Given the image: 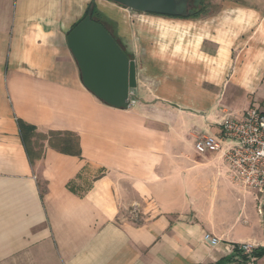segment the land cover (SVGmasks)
Returning <instances> with one entry per match:
<instances>
[{"label": "crops", "instance_id": "0c3cea01", "mask_svg": "<svg viewBox=\"0 0 264 264\" xmlns=\"http://www.w3.org/2000/svg\"><path fill=\"white\" fill-rule=\"evenodd\" d=\"M92 1L136 65L125 109L83 86L67 48ZM201 1L205 13L179 19L107 0H0V264H218L264 247V207L194 149L225 116L264 111V0ZM18 120L75 134L80 157L44 141L32 166Z\"/></svg>", "mask_w": 264, "mask_h": 264}, {"label": "water", "instance_id": "95a60500", "mask_svg": "<svg viewBox=\"0 0 264 264\" xmlns=\"http://www.w3.org/2000/svg\"><path fill=\"white\" fill-rule=\"evenodd\" d=\"M135 13L179 17L188 14L190 0H108ZM67 48L79 69L83 86L105 105L125 109L135 103L137 70L91 12L67 34Z\"/></svg>", "mask_w": 264, "mask_h": 264}, {"label": "built area", "instance_id": "2783aa9c", "mask_svg": "<svg viewBox=\"0 0 264 264\" xmlns=\"http://www.w3.org/2000/svg\"><path fill=\"white\" fill-rule=\"evenodd\" d=\"M198 155L215 153L227 166L230 180L242 190L252 192L258 210L264 207V111L249 108L240 120L225 116L217 135H202L195 139ZM263 205V206H261ZM204 240L216 246L219 240L205 235ZM237 250L249 254L253 247L240 244Z\"/></svg>", "mask_w": 264, "mask_h": 264}, {"label": "trees", "instance_id": "16d2710c", "mask_svg": "<svg viewBox=\"0 0 264 264\" xmlns=\"http://www.w3.org/2000/svg\"><path fill=\"white\" fill-rule=\"evenodd\" d=\"M191 2H193V0H190V5H191ZM196 2H198L199 7L201 6L200 9H195V7L191 8L190 6V9L187 15L173 17V18H179V19L197 18L203 13H205L206 9H205L204 3L201 0H196ZM89 11L91 12L92 20L101 24L105 28V30H107V32L115 39V37L109 32L104 21L100 20V19L104 20L105 18L98 11L94 1H92L88 5L83 18L87 15ZM79 22H77L73 27H75ZM115 41L117 42L116 39ZM17 126H18V131H19V137L21 139V142L24 147L27 158L29 160V163L32 166L34 165V162L41 159L43 155L44 145L42 142L44 141H47L48 146L56 150L59 153L80 157L79 140L75 134L68 133V132H65V133L51 132V133H48L47 135L39 134L36 131L35 127L28 125L20 120L17 121ZM263 256H264V247H260L257 249H253L249 254L235 252L233 256L223 259L218 264H250L251 261L260 259Z\"/></svg>", "mask_w": 264, "mask_h": 264}, {"label": "rangeland", "instance_id": "374dc122", "mask_svg": "<svg viewBox=\"0 0 264 264\" xmlns=\"http://www.w3.org/2000/svg\"><path fill=\"white\" fill-rule=\"evenodd\" d=\"M108 1V0H107ZM108 2H110V1H108ZM112 4H114V3H112ZM115 6H119V5H116L115 4ZM205 6V5H204ZM120 8H124V7H122V6H119ZM192 7H195V9H200L201 8V6L199 7L198 6V2H196V0H193V2H191V8ZM205 9H207L206 8V6H205ZM102 15V14H101ZM103 17L105 18L104 20H102V19H100L101 21H104V23H105V25H106V27L109 29V30H111L112 29V26L114 25L113 23H111V22H109L108 21V18L107 17H105L104 15H103ZM39 144V143H38ZM261 206H263V205H261ZM136 218H137V216H136Z\"/></svg>", "mask_w": 264, "mask_h": 264}]
</instances>
